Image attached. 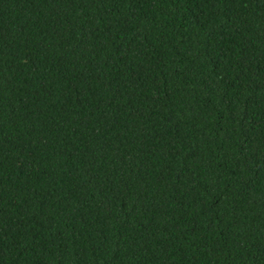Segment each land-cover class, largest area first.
Segmentation results:
<instances>
[{
    "label": "trees",
    "instance_id": "trees-1",
    "mask_svg": "<svg viewBox=\"0 0 264 264\" xmlns=\"http://www.w3.org/2000/svg\"><path fill=\"white\" fill-rule=\"evenodd\" d=\"M0 264H264V0H0Z\"/></svg>",
    "mask_w": 264,
    "mask_h": 264
}]
</instances>
